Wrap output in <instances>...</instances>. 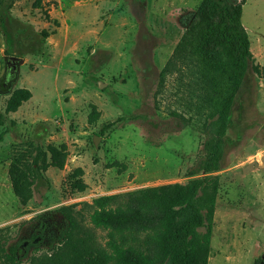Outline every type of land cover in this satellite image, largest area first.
<instances>
[{
  "label": "rangeland",
  "instance_id": "374dc122",
  "mask_svg": "<svg viewBox=\"0 0 264 264\" xmlns=\"http://www.w3.org/2000/svg\"><path fill=\"white\" fill-rule=\"evenodd\" d=\"M201 1L0 0V80L8 90L2 82L0 112L14 90L32 92L0 127L1 241L38 244L44 255L66 225L54 212L61 206L82 209L91 229L85 204L96 198L206 175L204 143L212 135L205 117L182 113L170 94L173 79L158 92L184 33L179 20ZM242 24L259 73L251 66L246 74L221 169L212 173L219 190L208 264H264V0L246 1ZM7 62L17 70L12 79ZM92 104L100 113L93 124ZM61 144L68 146L63 170L31 166L38 147ZM115 161L126 168H111ZM16 162L34 179L26 206L9 179ZM77 168L88 186L82 193L71 186ZM92 231L103 244L106 232Z\"/></svg>",
  "mask_w": 264,
  "mask_h": 264
},
{
  "label": "trees",
  "instance_id": "16d2710c",
  "mask_svg": "<svg viewBox=\"0 0 264 264\" xmlns=\"http://www.w3.org/2000/svg\"><path fill=\"white\" fill-rule=\"evenodd\" d=\"M247 0H202L195 11L181 16L184 33L171 58L162 69L158 92L170 94L182 113L205 117L204 126L212 135L205 141L203 160L205 174L185 184H168L101 196L89 209L88 223L92 230L106 232L102 244L85 226L82 209L75 205L61 206L66 225L47 253L39 255L38 244L23 241L10 244L0 240V264H208L214 228V215L219 190L225 136L234 101L246 74L255 60L250 40L242 24L243 6ZM46 17L49 16L47 15ZM8 53V52H7ZM259 73V67L253 66ZM4 79L0 80V90ZM175 81V82H174ZM3 82V88L7 90ZM32 98L27 88L11 92L5 113H15ZM0 112V127L6 123ZM185 119L183 114H178ZM100 117L91 105L89 122ZM4 132H0V142ZM68 146L48 145L36 149L31 166L41 173L50 167L65 168ZM111 168L125 169L119 161ZM16 162L9 170L13 194L26 206L33 197L34 179ZM84 171L72 174V188L84 192L87 184ZM40 217V216H38ZM43 239L35 236L36 239ZM41 243V242H40ZM33 247V248H32ZM32 248V253L30 250Z\"/></svg>",
  "mask_w": 264,
  "mask_h": 264
},
{
  "label": "water",
  "instance_id": "95a60500",
  "mask_svg": "<svg viewBox=\"0 0 264 264\" xmlns=\"http://www.w3.org/2000/svg\"><path fill=\"white\" fill-rule=\"evenodd\" d=\"M9 59L10 60H13V61H19L20 63H22V60H20V58H18L16 55L9 57ZM10 65L11 64L9 62L8 65H7V69H8V72H9V79H12V78H14L15 73H16L17 70H16V67L15 66H13L12 68H10L9 67Z\"/></svg>",
  "mask_w": 264,
  "mask_h": 264
},
{
  "label": "flooded vegetation",
  "instance_id": "af4514ba",
  "mask_svg": "<svg viewBox=\"0 0 264 264\" xmlns=\"http://www.w3.org/2000/svg\"><path fill=\"white\" fill-rule=\"evenodd\" d=\"M9 62H7V65H8Z\"/></svg>",
  "mask_w": 264,
  "mask_h": 264
}]
</instances>
